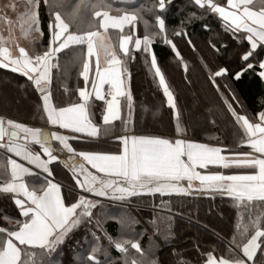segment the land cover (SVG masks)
I'll list each match as a JSON object with an SVG mask.
<instances>
[{
    "label": "snow or ice",
    "instance_id": "snow-or-ice-1",
    "mask_svg": "<svg viewBox=\"0 0 264 264\" xmlns=\"http://www.w3.org/2000/svg\"><path fill=\"white\" fill-rule=\"evenodd\" d=\"M40 2L26 0L20 19L27 28L43 36L38 18ZM43 3L49 8L50 19L47 44L41 51L33 50L30 54L24 47H18V55L13 56L0 45V68L27 78L39 94L47 124L57 129L49 132L13 119H0V141H3L0 142V148L32 166L26 167L11 156L8 157L7 170L10 171L11 179L0 185V192L11 194V200L23 219L16 220L13 229L0 227V264H25L27 252L23 246L39 248L50 258L81 227L85 228L86 233H91L94 240L86 259L81 258V264H100L97 253L101 251V246L96 230L102 229V224L99 214L94 215L93 209L103 207L102 201L77 193V188L93 197L115 201L158 193L161 196H227L233 198L235 203H245L246 206L253 201L264 203V110L257 112L253 121L234 108L231 101L236 102L241 110L243 105L231 83L225 85L230 101L221 92L215 79L228 73L226 67H220L208 79L231 118L242 130L240 141L250 151L210 146L190 139L173 140L163 134H136L128 127L132 124L134 109L128 65L131 63L130 57L136 59L132 55L134 50H142L141 56L150 60V69L159 82L167 105L172 109V117L178 119L176 99L152 48L153 38L158 36L179 57L177 45L169 38L164 18L171 0H153L150 6L142 4L140 7L117 9L114 15L110 14L112 5L106 0H80L74 5H69L68 0H53L51 4L49 0H43ZM7 7L15 10L17 5L11 3ZM185 7L217 17L224 30L230 32L237 43L247 41L248 50L240 56L241 65L232 74V80L241 81L249 70L257 66L256 59L264 51V0H260L258 10H255L257 5L254 0H188ZM88 8L91 9V18L85 19L83 10ZM146 14L154 17L158 32L151 31L143 37H136L137 23L142 22ZM197 18L193 12L185 19L191 21ZM185 19H181V26L185 24ZM0 20L5 24L11 23L7 16H0ZM202 27L209 30L207 23L202 22ZM96 28L104 32L93 30ZM109 28L119 33L118 52L107 40ZM129 28L130 34H127L126 29ZM172 34L186 39L189 45L193 44L188 33L181 30L180 26ZM72 46L85 47L78 61L79 77L85 86L76 88L79 102L57 107L53 104L50 92L52 70L56 69L57 74H60V54L63 50H72ZM212 47L216 48V45L212 43ZM101 52L105 56V65L100 63ZM93 57L96 58L94 70L91 67ZM258 67L260 71L256 75L264 82V58L258 59ZM91 97L103 102L102 123L105 128L102 130L93 120ZM122 97L126 104H122ZM122 108L126 110L123 125L127 133L115 136L119 141L118 152L77 150L70 143L84 141L87 145L89 141L86 138L97 137L98 131L108 135L111 131L108 126L121 119ZM181 131L177 124V134ZM52 142H58L59 148H54ZM33 144L39 146V151L32 150ZM57 152L66 153V159L55 154ZM57 161L70 170L74 186L65 188L52 179L53 169L50 165ZM209 166L255 171L225 174L220 170H210ZM26 175L38 177L39 183L30 186L24 180ZM202 227L207 229L208 225ZM168 228L163 234L159 228L155 232L168 241L173 235L171 225ZM105 238L122 253V264H160L159 259L145 256L141 245L135 240L113 239L108 235ZM227 243V258H217L214 250L201 251L197 242L196 251L200 252L201 264H264V222L259 218L254 219L243 231L234 234ZM128 245L139 256L129 254ZM107 264L114 262L109 260Z\"/></svg>",
    "mask_w": 264,
    "mask_h": 264
},
{
    "label": "trees",
    "instance_id": "trees-1",
    "mask_svg": "<svg viewBox=\"0 0 264 264\" xmlns=\"http://www.w3.org/2000/svg\"><path fill=\"white\" fill-rule=\"evenodd\" d=\"M52 2L53 0H49V4ZM106 2L111 3L113 11L110 14L114 15L117 14V9L140 7L142 4L150 6L153 0H106ZM187 2L188 0H171V5L164 14L169 38L177 45L179 57L172 52L170 46L164 44L160 37L153 38L152 43L158 66L176 99L178 119L174 120L172 117V110L166 104L159 82L150 69V60H145L141 56L142 50H134L132 55L136 59L130 57L131 63L128 65L131 73L129 87L134 100L132 124L128 127L139 134L171 135L176 134V126L179 124L182 129L180 134L184 136L226 144L240 142L242 130L227 112L208 77L220 67H226L228 73L215 78L221 92L231 101L228 90L225 88L226 84L231 83L243 105L241 110L236 102L231 101L234 108L255 121L257 112L264 109V82H261L256 75L260 71L258 59L264 58V51L256 59L257 66L249 70L241 81L232 80V74L239 70L241 65L240 56L248 50L247 41L241 40L237 43L232 34L224 30L217 17L204 14L192 7L186 8ZM77 3H80V0H68L69 5ZM1 6L0 3V8H3ZM156 11L160 12L159 9ZM193 12L197 19L191 21L185 19ZM83 16L85 19L91 18V9L83 10ZM38 18L44 35L31 43H26V39L21 40V44L26 45L29 53L33 50L41 51L47 44L50 11L43 0L39 5ZM181 19H185L183 26H181ZM202 22L209 25V30L202 27ZM73 26L77 27V25ZM178 26L188 33L193 40L192 45H189L186 39L172 34ZM151 31L158 32V29L155 27L154 17L146 14L143 21L137 23L135 35L143 37ZM126 33L130 34V28L126 29ZM107 34L113 48L118 52V31L109 29ZM212 43L216 45V48L212 47ZM84 50V46H72V50H63L60 54V74L53 69L50 84V92L55 104H68L79 100L76 88L82 87L84 81L79 77L78 61ZM120 56L123 58L122 53ZM91 65L93 66L92 61ZM8 93L15 95V103L8 101ZM0 95L6 98L4 104L0 100V112L36 124L46 121L42 104L40 105L37 100L38 93L21 74L0 68ZM90 101L93 106L91 109L93 120L104 129L105 126L101 124L103 102L96 100L95 97H91ZM121 102L126 104L123 97ZM125 115L126 110L122 108L121 119L113 121L112 125L108 126L111 129L109 134L127 132L123 125ZM86 148L117 151L119 141L114 139L90 142ZM3 159L5 157L0 154V185L6 182L8 175ZM100 200L103 207L97 206L93 209L94 215L99 214L102 224V229H93L96 230L101 246V251L97 253L100 264H107L109 260L114 264H122L120 260L122 253L105 238L106 235L113 239L137 241L145 256L149 259H159L160 264H201L200 252L196 251L197 242L201 251L214 250L218 258L220 256L227 258L229 254L227 242L234 234L249 227L256 218L264 222V203L253 201L246 206L245 203H235L233 198L227 196L178 194L161 196L157 193L130 197L128 204H113L108 200ZM12 211L10 217L9 214ZM3 217L15 221L22 220L11 200V194L0 192V226L3 224L1 222ZM204 224L208 225L207 229L202 227ZM169 225L173 235L165 241L161 234L169 230ZM156 228H159L161 234L155 232ZM93 244L91 233H86L85 228L81 227L50 258L39 248L23 246L27 252L24 257L25 264H57V262L81 264V258L86 259ZM128 247L129 254L139 256L130 248V245Z\"/></svg>",
    "mask_w": 264,
    "mask_h": 264
},
{
    "label": "crops",
    "instance_id": "crops-1",
    "mask_svg": "<svg viewBox=\"0 0 264 264\" xmlns=\"http://www.w3.org/2000/svg\"><path fill=\"white\" fill-rule=\"evenodd\" d=\"M259 2H260V0H254V3L257 4L258 6H259ZM0 3H1V5H3V4L6 5L5 6L6 10L4 9L3 12L0 11V16H7L8 20L11 22L9 24H5L3 20H0V45H2L3 47L7 48L8 53L10 55L15 56V55H18V47H24L25 50L27 49L26 45H22L21 44V40H22V36H21L22 33L21 32H24V30H21L23 22L21 20H19L20 19V11L22 10V7L20 8V5H22V2L19 3V0H14V1L0 0ZM11 3H15L17 5V8L15 10L7 7V5H9ZM258 6L255 8V10H258ZM109 29H111V28H109ZM96 30L104 32V30H102V29H96ZM35 33L38 35L39 38L41 37L38 32H35ZM106 36H107V40L110 41L109 36H108L107 33H106ZM102 60H104V61H102ZM91 61H92V63H94V66L91 65L93 67V70H94L95 64H96V58L93 57ZM100 63H101V65H105V56H104L103 52H101V54H100ZM7 70H9V69H7ZM84 86L85 85H83L82 87H84ZM89 86H90V84H89ZM106 88H107V86H105V89ZM38 96H39V94H38ZM37 100H38L39 104L41 105L42 102L40 101L39 97H38ZM165 101H166V98H165ZM76 102H79V100L76 101ZM53 104L55 106H57V107H63V106L66 105V104L57 105V104L54 103V100H53ZM0 117H1V119H13V120H15L17 122L26 123V124H28L31 127H40V128H42V129H44L46 131H49V132L53 131V130H57V129L49 126L47 124V120L45 122H43L42 124H36V123L31 122V121L24 120V119H21L19 117H15V116H12L11 114L4 113V112H0ZM45 119H46V116H45ZM99 129H102V128L99 126ZM126 133L127 132H123V133H120V134H108V135H105L102 131H98L97 137H88L86 139L89 141L88 144H90V142H97V141H100V140H114L115 136L124 135ZM136 134H139V133H136ZM140 134H152V133H140ZM164 136H166L168 138H171L173 140L176 139V138L190 139V140H193V141L198 142V143L208 144L210 146H217V147H222V148H232L233 150L250 151V149L247 147V145L242 144L241 141L240 142H232V143L226 144V143L214 142V141H210V140L196 139L194 137L192 138V137L184 136L182 134H177V132H176V134L164 135ZM1 142H3V141H1ZM52 143H53V147L54 148H59L58 142H52ZM70 143H72L73 146L75 148H77V150H89V148H86L88 144L85 145L84 141H70ZM31 148L34 151H39V146L38 145L33 144V145H31ZM118 151H119V149L117 151H113V152H118ZM0 154L5 157V159H3V160H4L6 168H7V162H8V157L9 156H11L13 159H16L18 163H23V164L27 165L26 161H22V160H20L19 157H15V156H13V154L7 153L5 149L0 148ZM55 154L62 156V158H64V159H66V156H67L66 153L57 152ZM41 155H43V154H41ZM28 166L32 167L31 165H28ZM50 167L53 169V177H52V179H54V181L59 182L65 188L74 186L75 181L72 180V176H71L70 170L68 168H65L60 161L53 162V164H51ZM209 169L210 170H220V171H223L225 174H231L233 171H248V172H254L255 171V169H245V170L217 169L214 166H209ZM33 171H39V170L33 169ZM200 171H204V170L201 169ZM10 179H11V174H10V171H8L6 182H8V180H10ZM24 180L30 186L32 184H38L39 183V178L35 177V176H27L26 175L24 177ZM75 191L77 193L81 194V195H86L88 197L89 196L92 197L91 194L84 193V192H82V190H80L78 188L75 189ZM97 199H104V198H97ZM129 202L130 201H127L126 204H128ZM121 204H125V203H121ZM137 207H142V206H137ZM145 208H147V207H145ZM21 218L23 219V217H21Z\"/></svg>",
    "mask_w": 264,
    "mask_h": 264
},
{
    "label": "rangeland",
    "instance_id": "rangeland-1",
    "mask_svg": "<svg viewBox=\"0 0 264 264\" xmlns=\"http://www.w3.org/2000/svg\"><path fill=\"white\" fill-rule=\"evenodd\" d=\"M10 1H14V0H10ZM16 2V1H15ZM20 2H22V10L20 11V13H23L24 12V4L26 3V0H19V3ZM6 5H2L1 7H3L5 10H6V7H5ZM3 8H0L1 10L0 11H4L3 10ZM19 20H21V19H19ZM22 21V20H21ZM23 22V21H22ZM23 24V23H22ZM21 30H24V32H21L22 34H21V36H22V39H26V43H31V42H33V41H35L36 39H38L39 37H38V35L35 33L36 31L34 30V29H29V28H27L24 24L22 25V27H21ZM40 34V33H39ZM41 36V35H40ZM102 61H104V60H102ZM93 66H94V63H93ZM4 94L6 95V93L4 92ZM7 96H9V98H8V101L10 102V103H15L14 102V98H15V95L13 94V95H10V93H8V95ZM0 100H1V102L4 104L5 103V101L4 100H6V98L4 97V96H1L0 95ZM1 118V117H0ZM101 122H102V118H101ZM101 124H103V123H101ZM26 167H29L28 166V164L27 165H25ZM89 198L90 199H97L96 197H91V196H89ZM104 200H108V201H110L111 203H115V204H121V203H125L126 204V202L129 200V198L126 200V201H115V200H111V199H107V198H104ZM12 213H13V211L11 212V214H9L10 215V217H11V215H12ZM3 224L0 226V227H5V228H12V227H14L15 226V223H16V221L15 220H11L10 218H8V217H3L2 218V221H1ZM0 239H2V236H0Z\"/></svg>",
    "mask_w": 264,
    "mask_h": 264
},
{
    "label": "water",
    "instance_id": "water-1",
    "mask_svg": "<svg viewBox=\"0 0 264 264\" xmlns=\"http://www.w3.org/2000/svg\"><path fill=\"white\" fill-rule=\"evenodd\" d=\"M1 119V118H0ZM1 142V141H0Z\"/></svg>",
    "mask_w": 264,
    "mask_h": 264
}]
</instances>
